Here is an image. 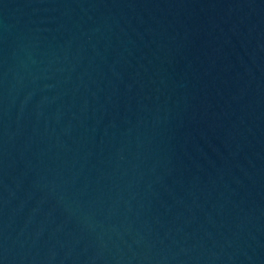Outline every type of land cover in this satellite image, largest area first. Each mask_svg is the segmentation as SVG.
Wrapping results in <instances>:
<instances>
[{
    "label": "water",
    "instance_id": "water-1",
    "mask_svg": "<svg viewBox=\"0 0 264 264\" xmlns=\"http://www.w3.org/2000/svg\"><path fill=\"white\" fill-rule=\"evenodd\" d=\"M0 264H264V0H0Z\"/></svg>",
    "mask_w": 264,
    "mask_h": 264
}]
</instances>
